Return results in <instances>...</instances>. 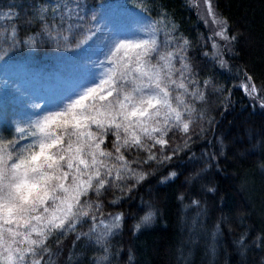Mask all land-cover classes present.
Here are the masks:
<instances>
[{"label":"snow or ice","instance_id":"snow-or-ice-1","mask_svg":"<svg viewBox=\"0 0 264 264\" xmlns=\"http://www.w3.org/2000/svg\"><path fill=\"white\" fill-rule=\"evenodd\" d=\"M203 2L208 5L206 15L212 16L219 29L212 33L210 55L223 68L227 64L222 58L224 47L234 52L240 34L231 32L228 19L213 10L211 0ZM27 4L28 0L13 2L3 16L20 19L29 10ZM137 7L148 13L147 5ZM31 12L25 24L12 25L0 40V62L10 63L17 49L47 43L75 53L77 75L70 87L53 97L57 101L54 109L33 104L37 112L9 121L0 130V264H53L60 248L53 252L49 242L68 233L75 234L74 246L79 240L100 246L103 255L96 257L95 264H103L110 254L109 241L122 220L143 210L133 225L135 232L157 218L159 208L152 200L142 199L130 212L102 211L100 197L115 190L123 195L145 181L150 173L142 165L175 160L159 184L180 181L177 200L188 199L202 212L198 197L218 191L206 179L207 171L219 170L220 159H227L229 152L250 154L257 144L264 146V125L258 131L242 126L235 132L229 126L215 137L213 151H204L199 158L189 155L186 163L180 162L177 153L187 148L193 123L207 120L211 125L214 119L196 106V101L206 100V90L220 94V107L225 110L231 106L233 88L242 89L251 108L264 109V73L258 77L252 69L238 68V80L227 90L210 76L201 80L187 54L189 41L173 35L177 25L165 9L156 18L148 13L137 19L138 13L126 11L116 17L106 6L85 0H46L31 6ZM37 21L39 29L21 37V28ZM161 30L163 41L158 39ZM176 132L185 134L182 144L175 143ZM244 144L249 147L242 148ZM133 151L146 155L129 160ZM259 166L264 169V161ZM238 181L243 190L245 178L239 176ZM119 200L121 196H115L109 205ZM83 224H88L87 231L77 232ZM219 230L217 225L213 237ZM259 239L264 242V234ZM55 243L59 245L60 240ZM246 248L241 244L245 260ZM75 255L69 253V264ZM258 264H264V256Z\"/></svg>","mask_w":264,"mask_h":264},{"label":"trees","instance_id":"trees-1","mask_svg":"<svg viewBox=\"0 0 264 264\" xmlns=\"http://www.w3.org/2000/svg\"><path fill=\"white\" fill-rule=\"evenodd\" d=\"M109 1L112 0H85L86 3L95 5H103ZM130 1L136 7L140 4L147 5L148 13L153 18L157 17L161 8L167 11L177 25V31L173 35H182L189 41L187 54L201 80L210 76L215 84H223L227 90L237 82L238 68L252 69L258 77L264 73V0H211L218 14L228 19L231 32L240 34V40L233 45L234 52L224 47L222 58L227 64L223 68L210 55L213 51L212 32L189 0ZM13 2L18 0H0V40L11 31L12 25L26 23L32 15L31 6L41 5L46 0H28L25 7L29 10L23 13L20 19L4 17L3 12L6 11L7 5ZM39 27L38 21L33 22L22 27L20 35L23 37L25 34L35 33ZM158 39L163 41V30ZM215 40L223 45L220 37H215ZM62 49L44 43L37 48L17 49L11 57H22L29 52L48 56L57 54ZM206 52L209 55H205ZM153 56L156 60L155 54ZM175 66L179 69V62H176ZM219 96V93L209 88L206 90V100L196 101V106L214 119L211 125L204 120L195 121L190 127L187 148L181 147L177 153L182 164L188 161L189 155L199 158L202 152L213 151L215 137L221 136L229 126L235 132L242 126L258 131L264 125V109L258 105L255 109L251 108V101L242 89H232L231 106L227 110L220 107ZM7 126L9 125L2 124L0 130ZM200 127H203L204 131H200ZM240 134L244 135L243 132ZM174 135L175 143L182 144L185 134L176 132ZM107 147L110 148V145ZM248 147L247 144L242 145V148ZM138 155L146 153L138 154L133 151L128 155V159L133 160ZM260 161H264V146L259 144L250 154L241 152L240 155L233 156L229 152L227 159H220V169L212 167L206 173V179L210 180L218 191L212 195L198 197L204 206L202 212L191 205L188 199L183 202L177 200L179 191H182L179 188L180 181L159 184L160 177L167 175L171 170L169 165L174 164L175 160L142 165V170L150 173L145 181L135 184V187L123 195L119 190H115L100 197L104 205L102 211L105 214L130 212L135 210L142 199L152 200L159 208L157 218L151 225L142 226L141 230L135 232L132 230L133 225L143 215V210L136 212L134 217L122 220L120 229L109 241L110 254L103 264H258L260 257L264 256V242L259 239L264 234V169L260 168ZM198 167H203V164ZM192 170L194 169H189ZM187 174L188 172H185V175ZM239 176L246 180L243 190L238 188ZM115 196H121V200L109 205V201ZM184 204H189V207L185 208ZM221 216L224 217L222 223ZM217 225L220 230L213 237ZM87 229L88 224H83L77 228V232ZM241 234H244L243 241H240ZM57 239L60 240L59 245L55 243ZM75 239L74 233L51 238L49 248L53 252L60 248L52 258L53 264H69L70 252L78 254L73 256L71 264H95L96 257L103 255L100 246L87 245L84 240L77 241L74 246ZM241 244L247 245L246 260L240 254Z\"/></svg>","mask_w":264,"mask_h":264},{"label":"rangeland","instance_id":"rangeland-1","mask_svg":"<svg viewBox=\"0 0 264 264\" xmlns=\"http://www.w3.org/2000/svg\"><path fill=\"white\" fill-rule=\"evenodd\" d=\"M189 1L194 4L211 32L218 31L212 22V16L206 15L208 5L203 0ZM103 5L116 17L124 15L126 11L138 13L137 19L147 16L130 0H112ZM212 8L218 13L213 4ZM74 57L73 51L62 49L57 54L48 56L29 52L22 57H11V62L7 65L0 62V126L9 125V121L23 119L28 114L37 112L38 109L33 108V104L54 109L57 101L53 97L70 87L76 78ZM152 59L155 63L154 56Z\"/></svg>","mask_w":264,"mask_h":264}]
</instances>
